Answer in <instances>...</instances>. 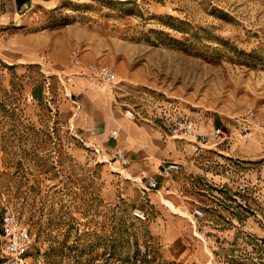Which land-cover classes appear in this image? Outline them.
I'll return each mask as SVG.
<instances>
[{
  "label": "rangeland",
  "instance_id": "374dc122",
  "mask_svg": "<svg viewBox=\"0 0 264 264\" xmlns=\"http://www.w3.org/2000/svg\"><path fill=\"white\" fill-rule=\"evenodd\" d=\"M73 49L84 64L110 65L116 83L73 65ZM60 76L87 78L146 116L219 124L252 107L264 117V0L35 1L2 38L0 221L12 211L30 226L26 264H184L154 257L148 219L117 186L118 167L59 132ZM245 146L240 155L253 160L240 169L264 174V128ZM6 255L0 240V264Z\"/></svg>",
  "mask_w": 264,
  "mask_h": 264
},
{
  "label": "crops",
  "instance_id": "0c3cea01",
  "mask_svg": "<svg viewBox=\"0 0 264 264\" xmlns=\"http://www.w3.org/2000/svg\"><path fill=\"white\" fill-rule=\"evenodd\" d=\"M35 1L48 0H0V48L4 33L22 23ZM54 83L59 132L69 145L83 144L118 167L114 174L117 186L122 192L130 191V202L147 214L155 258L171 257L184 264H264V174L256 171L249 175V170L245 174L246 169H240L249 165L243 161L253 160L240 155L242 148H249L245 146L249 139L239 136L241 124L234 118H220L217 124L161 110L146 116L132 106L123 108L115 95L98 91L87 78L65 80L60 76L57 85ZM69 86L70 93L62 96L63 88ZM127 108L135 111V119L126 116ZM180 116L191 117L203 129L226 126L236 137L195 153L193 143L171 133L174 120ZM113 130H118L116 139L111 137ZM117 148L128 156V165L116 158ZM168 162L179 163L180 169L171 178H164L162 168ZM119 169L121 175L117 174ZM150 175L159 178L162 188L184 190L183 195L175 192L163 197L172 202V209L155 190L140 202ZM195 207L205 210L203 218L193 213ZM148 209L160 212L150 218Z\"/></svg>",
  "mask_w": 264,
  "mask_h": 264
},
{
  "label": "built area",
  "instance_id": "2783aa9c",
  "mask_svg": "<svg viewBox=\"0 0 264 264\" xmlns=\"http://www.w3.org/2000/svg\"><path fill=\"white\" fill-rule=\"evenodd\" d=\"M70 60L73 65L85 68L87 73L95 76L103 84L112 85L116 83V72L110 65L95 62L84 64L81 53L77 49L71 50ZM125 114L131 119L136 118V113L132 108H127ZM234 120L237 124H241L239 136L243 139H250L254 131L264 128V117L260 116L252 107L246 109L242 114L235 116ZM171 133L173 136L193 143V150L195 153L209 149L216 143L231 142L236 136L223 125L204 130L189 116L177 117L171 126ZM117 136L118 130H113L111 132V137L116 139ZM115 156L123 166L128 165L130 162L122 148L116 149ZM179 169V163L168 162L162 168V175L164 178H171L173 173ZM143 190V199H146L147 193L153 190L158 192L162 191V193L165 194H173L175 192L178 195L184 194V190H176L172 186H165L162 188L159 178L155 175L148 176ZM133 213L141 219H147L145 211L139 208H134ZM193 213L199 218L205 216V210L201 207H195ZM206 233L207 231L205 230L204 234ZM33 239L34 236L28 224L21 223L16 213L12 211L5 212L0 221V240L7 252L2 264H26L25 256ZM207 264L221 263L209 262Z\"/></svg>",
  "mask_w": 264,
  "mask_h": 264
},
{
  "label": "bare ground",
  "instance_id": "6f19581e",
  "mask_svg": "<svg viewBox=\"0 0 264 264\" xmlns=\"http://www.w3.org/2000/svg\"><path fill=\"white\" fill-rule=\"evenodd\" d=\"M255 132V131H254ZM254 132H253V134H254ZM253 134H252V136H253ZM251 138V137H250ZM159 195H162L163 193H162V191L161 192H158V191H156ZM197 235L200 237V234L199 233H197Z\"/></svg>",
  "mask_w": 264,
  "mask_h": 264
}]
</instances>
